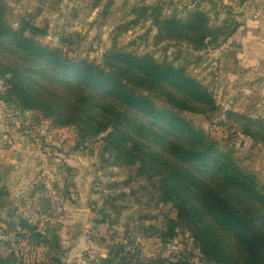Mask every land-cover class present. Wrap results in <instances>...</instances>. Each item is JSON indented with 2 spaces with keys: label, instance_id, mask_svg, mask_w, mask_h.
Listing matches in <instances>:
<instances>
[{
  "label": "rangeland",
  "instance_id": "1",
  "mask_svg": "<svg viewBox=\"0 0 264 264\" xmlns=\"http://www.w3.org/2000/svg\"><path fill=\"white\" fill-rule=\"evenodd\" d=\"M2 1L9 24L16 28L20 19L29 17L46 32L37 41L70 58L101 64L113 43L137 57L151 55L159 64L183 68L213 95L217 108L185 117L223 151H233L240 166L264 184V170L258 165L264 149L226 118L230 112L264 121V0L242 6L238 0ZM149 6L161 7L167 19L184 18L198 6L212 28L228 17L241 27L218 46L193 52L184 43L158 40L149 13L139 18V10ZM251 79L257 80L256 86ZM4 92L0 83V95ZM154 103L162 107L159 100ZM100 153L99 144L77 147L72 128H53L39 115L19 114L0 101V230L15 242H0V256L13 248L23 264H99L111 248L122 244L134 264H217L205 262L182 229L168 242L144 230L161 225L165 217L174 219L175 212L160 203L154 181L136 178L133 168L114 167ZM20 220L56 234L59 252L29 247L15 232L6 231L4 222Z\"/></svg>",
  "mask_w": 264,
  "mask_h": 264
},
{
  "label": "trees",
  "instance_id": "2",
  "mask_svg": "<svg viewBox=\"0 0 264 264\" xmlns=\"http://www.w3.org/2000/svg\"><path fill=\"white\" fill-rule=\"evenodd\" d=\"M248 1L238 0V6ZM161 12L159 6L144 7L139 18L149 13L159 41L184 43L193 52L218 46L241 27L228 17L212 28L198 6L184 18L167 19ZM45 33L29 17L14 28L0 0V83L5 88L0 101L19 114L39 115L53 128H72L77 147L99 144L101 157L111 165L133 168L136 178L154 181L160 203L175 212L174 219L144 228L162 242L182 229L205 262L264 264V184L240 166L233 151H223L185 117L215 112L213 95L183 68L159 64L151 55L137 57L112 43L101 64L89 63L40 44L37 39ZM226 118L264 149V121L230 112ZM4 224L29 247L60 250L52 232L42 233L23 220ZM7 251L0 264H23L13 248ZM99 264L134 263L116 244Z\"/></svg>",
  "mask_w": 264,
  "mask_h": 264
},
{
  "label": "crops",
  "instance_id": "3",
  "mask_svg": "<svg viewBox=\"0 0 264 264\" xmlns=\"http://www.w3.org/2000/svg\"><path fill=\"white\" fill-rule=\"evenodd\" d=\"M232 12V11H231ZM233 13V12H232ZM242 14V13H241ZM244 14V13H243ZM242 15H240V17H241ZM251 20H254V17H252V19ZM253 65V64H252ZM253 74V73H252ZM253 84H255V86H256V84L258 83L257 82V80L256 79H251L250 80ZM264 84V81L262 82V85ZM258 165H259V167L260 168H262L263 170H264V160H262V161H260V162H258ZM263 174H264V171H263Z\"/></svg>",
  "mask_w": 264,
  "mask_h": 264
},
{
  "label": "built area",
  "instance_id": "4",
  "mask_svg": "<svg viewBox=\"0 0 264 264\" xmlns=\"http://www.w3.org/2000/svg\"><path fill=\"white\" fill-rule=\"evenodd\" d=\"M5 237H6L7 239H6ZM7 241H8L10 244H14V243H15V242L12 243V242H11V238H10V237H7V236H4V235H3V231L0 230V242H3V243H4V242H7Z\"/></svg>",
  "mask_w": 264,
  "mask_h": 264
}]
</instances>
